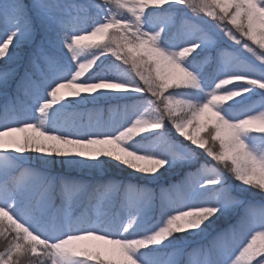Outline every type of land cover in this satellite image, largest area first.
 I'll return each instance as SVG.
<instances>
[{
    "label": "snow or ice",
    "instance_id": "1",
    "mask_svg": "<svg viewBox=\"0 0 264 264\" xmlns=\"http://www.w3.org/2000/svg\"><path fill=\"white\" fill-rule=\"evenodd\" d=\"M0 264H264V0H0Z\"/></svg>",
    "mask_w": 264,
    "mask_h": 264
},
{
    "label": "trees",
    "instance_id": "2",
    "mask_svg": "<svg viewBox=\"0 0 264 264\" xmlns=\"http://www.w3.org/2000/svg\"><path fill=\"white\" fill-rule=\"evenodd\" d=\"M0 250H2V246H0Z\"/></svg>",
    "mask_w": 264,
    "mask_h": 264
}]
</instances>
